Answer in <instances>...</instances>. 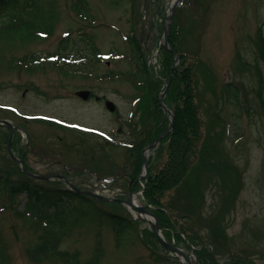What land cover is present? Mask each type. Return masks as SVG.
<instances>
[{"label": "rangeland", "instance_id": "1", "mask_svg": "<svg viewBox=\"0 0 264 264\" xmlns=\"http://www.w3.org/2000/svg\"><path fill=\"white\" fill-rule=\"evenodd\" d=\"M39 1L44 6L52 3L59 14L54 34L26 41V44L0 41V105L9 107L0 108V117L24 128L23 133L14 131L12 137L9 129L0 125V172L4 179L6 175L13 178L27 175L18 160L9 155L10 143L13 155L21 159L23 151L26 152L27 165L37 172L64 174L67 171L81 186L97 185L102 177L112 175L119 181L118 175L124 172L122 168L127 158L126 145L133 140L130 121L133 119L132 124L138 128L154 117L156 107L150 105L146 97L150 96L149 91H154L159 99L163 85L168 83V73L161 61L154 63L152 58L147 60L152 73L155 67L159 70L151 77V86L148 83L137 85L133 75L114 79H101L98 75L129 74L135 70L136 53L127 34L130 37L129 31L134 25L135 34L148 56L156 39H161L172 0H158V8L152 0H119L118 3L88 0L96 23L78 17L72 10L77 0ZM188 1L189 8L185 12L177 10L179 21L175 35L181 50L189 52L187 63L195 65V93L204 135H210L211 146L219 149L223 146L220 154L227 157L228 164L240 166V172L231 167L222 174L199 171V177L193 179L192 176L183 185L192 189L193 182L202 183L206 202L199 210L203 218L215 217L225 204L227 208L224 206L218 218L223 219L225 231L233 236L229 242L244 254L248 253L250 261L264 264V41L257 46L264 36V0ZM41 7L47 18L49 8L40 6L38 10ZM3 15L0 14V19ZM69 30L66 54L74 56L72 64L77 72H62L59 66L64 61L61 59L57 63L43 62V68L31 69L21 62L17 66L9 64L8 58L12 55L38 57L59 53V42ZM102 56L100 60L98 57ZM157 79H160L158 87L153 84ZM227 85L231 91L239 93L238 97L228 94ZM237 86L239 89H235ZM88 89L92 93L88 99L79 96V92ZM41 116L56 117L75 127L68 130L43 121ZM166 117L169 120V116ZM3 131L8 136L6 143ZM166 143L152 156L154 171H160L168 160ZM99 163L100 175L84 170L88 165ZM112 183L110 187L119 184ZM58 185L63 186L57 181L48 183L51 188ZM3 192L2 189L0 250L3 263L53 264L32 262L26 251L42 231L36 229L33 219L19 215L28 201L25 193L11 203ZM173 193L174 190L169 197ZM230 194L232 196L228 197ZM138 195L143 200L141 193ZM188 198L184 197L176 208L193 212L186 205ZM104 207L133 219L135 229L119 238L103 217L78 218L72 224L75 214H68L66 224L61 227L65 239L62 248L80 249L82 259H90L102 248L99 264H179L168 256L157 236L151 234L147 221H139L124 204H104ZM192 210H197L196 204ZM208 233L209 230L203 232ZM226 240L220 247L223 252ZM219 259L224 261L221 255Z\"/></svg>", "mask_w": 264, "mask_h": 264}, {"label": "trees", "instance_id": "2", "mask_svg": "<svg viewBox=\"0 0 264 264\" xmlns=\"http://www.w3.org/2000/svg\"><path fill=\"white\" fill-rule=\"evenodd\" d=\"M40 6L45 9L49 8L50 15L47 18L46 14L41 11L43 10L42 7L38 10ZM74 10L84 16L85 19L90 20V18H93L90 12V1L78 0L74 4ZM0 14H4V17L0 19V41L21 42L23 44H26V41L41 40L48 35H52L59 19V14L52 3L44 6L39 0H26L25 4H21L19 0H0ZM177 21L179 20L176 13L168 40H170L174 51L181 54L180 65L171 69L175 63V52L163 47L160 51V61L164 64V68L167 69L168 79H170L169 77L172 74L166 100L168 105H171L174 109L176 115L174 128L170 133L163 136L164 138L159 147L160 151L161 147L168 142L166 143L167 162L164 163L160 171H154L150 167V174L144 180L145 203L149 209L157 213L159 223L167 238L171 240L173 236H176L178 241L195 246L197 248L195 252L199 255L203 264H213L219 254H222L228 261H246L251 263L253 261H250L251 257L247 255L248 253L244 254L240 249L233 248L231 243L227 242L228 239L222 218H218V216L203 218L201 210H199L206 202L204 200L205 188L203 189L202 183L200 185L198 182H193L194 186L192 189L190 187L186 189L183 185L190 177L193 176V179L195 176L199 177L200 172L208 171L211 173L218 168L221 162V154L219 152L221 146L220 149L211 146L210 135H204L203 120L199 114V104H197L196 99L197 93H195V65L190 62L187 63L186 52L181 50L180 45H177L178 40L175 35V27L178 25ZM130 32H133V34L130 35L129 42L134 49V53H136L135 59L137 60V69L133 75L136 81H140L143 84L148 83L151 86V77L154 76V73H152V68L147 63L146 54L139 50L141 42L134 32V28ZM68 43V39H62L60 41L61 48L67 50ZM5 55L7 56L6 53ZM8 59L9 64L15 66L18 65V62L31 69L32 67L43 68L45 66V63L41 62L40 57L35 54H27L22 57L12 55ZM59 67L65 74L77 71L72 64L68 63H63ZM159 82L160 79H157L153 84L158 87L160 86ZM149 95L146 98H148L150 105L154 104L156 111L153 112L154 117L144 127L137 128L136 125H131L133 140L126 148L128 150L127 158L122 168L128 174L123 179L126 185L129 180L131 185H133L140 174L144 161L142 148L157 139L160 133L167 129L169 125V120L166 117L167 113L161 107L158 96L154 94V91H149ZM155 120L158 123H155ZM166 122L168 123L166 124ZM2 134L3 138H5L3 142L6 143L8 137L6 131H3ZM229 167L233 169L230 164ZM44 183V181H37L27 175L22 178H13L6 175L4 179L3 174L0 172V191L4 190L3 194L11 199V203L16 201L17 196L26 193L28 201L25 206L27 209L23 212L27 214L30 212V217L38 219H33L34 221L32 222L36 224V229L39 228L42 231V234L26 248L32 262H51L53 264L100 263L102 248H99L90 259H82L80 249L62 248L65 240L64 234L60 228L55 226L60 224L63 227L67 222L68 214H75L72 224H75L78 218L103 217L107 220L108 225L113 227L118 237L126 235L132 229H135L133 219L114 210H107L104 207V204L120 206L122 203H106L99 199L97 200L91 195L76 192L66 185L62 187L58 185V187L51 188ZM140 187L141 183L137 182L135 188L140 189ZM173 190L174 193L169 197ZM184 197H189V202L186 205L193 212L176 208V204H181ZM195 204L197 212L192 210ZM2 206L4 208V205ZM47 206H52L54 209L51 210ZM21 212L19 210L20 214H18L23 217L24 213ZM24 217L26 218L25 215ZM30 217L27 218L32 220ZM44 218H47L45 225L42 223ZM208 230L210 233L207 235L203 234V232ZM151 234L155 235L153 231ZM185 236L187 241L184 239ZM225 239H227V243L223 252L220 247L224 245ZM2 255L3 252L0 250V264H6L5 262L3 263L4 257Z\"/></svg>", "mask_w": 264, "mask_h": 264}, {"label": "water", "instance_id": "3", "mask_svg": "<svg viewBox=\"0 0 264 264\" xmlns=\"http://www.w3.org/2000/svg\"><path fill=\"white\" fill-rule=\"evenodd\" d=\"M174 10H175V8H174ZM174 10L171 12V14H170V16H169V19L172 21V17H173V12H174ZM169 25L170 24H167L166 26H165V35H164V38H166L167 37V35H168V27H169ZM166 41V43H165V45H167L168 46V41H167V39L165 40ZM179 54H177V56H176V64L174 65V67L175 66H178V59H179ZM166 90H167V88L165 87L164 89H163V94H162V96L160 97V102H161V104L166 108V105H164L163 104V95H165V92H166ZM89 94H90V91H88V90H82L81 92H79V95L82 97V98H88V96H89ZM170 116H172L171 117V121H170V127L166 130V131H164V132H162L161 134H160V136L155 140V141H153V142H151V143H149V145H147L145 148H144V165H143V169H142V173L140 174V177L139 178H144L148 173H149V162H150V155L152 154V151H153V148H155V147H157L159 144H160V142H161V140H162V137L166 134V133H168V132H170V130L174 127L173 126V124H174V118H175V115H174V113L173 112H171V114H170ZM0 123H4V124H7L8 125V127H10V134L13 136L14 134H13V125H12V123H10L9 121H7V120H5V119H0ZM11 146H12V144H10L9 143V150L11 151V153H12V150H11ZM12 155H13V153H12ZM16 159H17V157L15 156V155H13ZM18 161H20L21 163H23V158H21V160H19V159H17ZM24 169H25V167H24ZM145 171V172H144ZM28 173L32 176H36V177H38V178H41V179H43V178H46V179H49V178H51L52 176H54V175H46V174H43V175H41V174H36V173H34V172H30V171H28ZM69 183H71L70 182V180H68L67 178H65ZM72 184V183H71ZM74 186V185H73ZM78 190L79 191H83V192H88L89 194H91V195H94V196H96L97 198L99 197V198H101V199H104V200H107V201H109V200H118V201H120V200H122V201H124L126 204H128V206H129V209H130V211H133V209H136L140 214H141V218L142 217H144L145 219H147L148 221H149V223L152 225V227H153V229L155 230V232H156V235H158V238H159V240H160V242H161V244L162 245H164V246H166L167 248H169L171 251H173L174 253H175V255H177L178 256V258L180 259V261L183 263V264H200V262H199V260L198 259H196L197 257H195V259H194V261L189 257V255H187V253H185V251H184V249L182 248V247H180V246H177V245H172L169 241H168V239L165 237V235L162 233V230H161V228H160V224H159V219H158V216L155 214V213H153V212H151V211H149L142 203H141V205H137L136 203H134V201H133V196H134V193H133V191L131 190L130 191V193H131V196L129 197V199H122V198H111V197H107V196H104V195H101V194H97V193H95V192H93V191H91V190H87V191H85V190H82V189H79L78 188ZM144 216H143V215ZM150 215V216H152V218H153V220H150L147 216H145V215ZM223 264H225V263H223ZM230 264H249V263H245V262H241V263H236V262H233V263H230ZM252 264V263H251Z\"/></svg>", "mask_w": 264, "mask_h": 264}, {"label": "bare ground", "instance_id": "4", "mask_svg": "<svg viewBox=\"0 0 264 264\" xmlns=\"http://www.w3.org/2000/svg\"><path fill=\"white\" fill-rule=\"evenodd\" d=\"M113 1L116 2V3L119 2V0H113ZM157 2H158V0H152V3L155 4V5L158 4ZM139 50H140L142 53L145 54V52H144V48H143L142 45H139ZM167 97H168V94L165 92V96H164V98H163V102L166 103V104H168V101L166 100ZM136 203H139V201L136 200Z\"/></svg>", "mask_w": 264, "mask_h": 264}]
</instances>
